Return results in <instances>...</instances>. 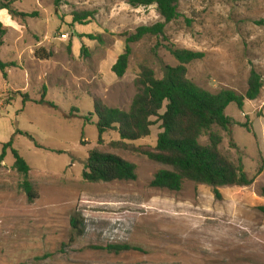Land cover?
Listing matches in <instances>:
<instances>
[{
	"label": "rangeland",
	"instance_id": "rangeland-1",
	"mask_svg": "<svg viewBox=\"0 0 264 264\" xmlns=\"http://www.w3.org/2000/svg\"><path fill=\"white\" fill-rule=\"evenodd\" d=\"M9 1L16 13L0 12L7 29L0 39V59L15 67L5 76L0 73V154L13 138L12 148L31 168L38 199L30 203L20 190L22 177L13 169L8 149L0 163V264H264V215L259 210L264 207V89L243 110L235 104L227 108L233 121L230 134L214 129L223 137L221 152L235 163L241 159L254 179L248 187L220 188V199L211 187L189 181L180 192L150 186L164 167L137 149H155L159 121L154 120L148 138L124 148L114 145L120 140L114 131L98 142L94 115L96 99L110 108L130 109L142 66L163 79L166 68L177 65L167 46L204 54L188 66V78L200 88L245 95L251 70L264 78V0H178L179 17L167 25L164 36L131 45L122 78L112 67L124 53L126 36L163 22L156 5ZM83 12L93 19L74 23L73 15ZM40 49L51 59H37ZM43 87L51 106L36 104ZM200 143L207 145L208 137ZM93 150L136 165V181H84ZM73 219L81 223L80 237ZM119 245L140 251L117 255L106 250Z\"/></svg>",
	"mask_w": 264,
	"mask_h": 264
},
{
	"label": "trees",
	"instance_id": "trees-1",
	"mask_svg": "<svg viewBox=\"0 0 264 264\" xmlns=\"http://www.w3.org/2000/svg\"><path fill=\"white\" fill-rule=\"evenodd\" d=\"M12 3L9 0H0V12L7 11L10 16H14L16 12L12 8ZM129 4L133 8L156 5L163 22L140 27L135 33L126 36L124 53L112 67V73L118 78H122L127 72L132 54L131 45L147 37L164 36L167 25L179 17L178 0H129ZM90 19H93L90 12L73 15V22L79 25H85ZM6 33V27L0 22V39ZM89 37L94 39L93 36ZM2 45L3 42L0 40V48ZM166 49L177 65L167 67L163 79H157L152 69L142 66L136 80L137 93L128 111L110 108L101 100H95L94 115L97 117L98 142L102 143L103 136L109 131H114L120 139L114 145L129 148L127 142L148 138L155 121H159L161 133L158 135L155 149L153 151L137 149L149 160L164 167L151 181L152 188L180 192L184 182L189 181L211 187L215 198L220 199V188L252 185L254 179L245 172L242 160L239 159L235 163L221 152L223 137L214 129L219 128L231 133L233 121L226 115L227 108L235 104L241 111L247 100L259 99L264 89L263 76L255 69L251 70L245 95L237 94L233 90H222L214 94L200 88L188 78V66L203 59V53L174 46H167ZM35 57L39 60H49L52 54L40 49L36 51ZM12 67H15V64L4 63L0 59V73L3 76ZM46 94L47 89L43 87L41 98L36 104H48ZM23 99L24 102H28L29 96L25 95ZM163 110L165 111L162 114ZM243 127L249 133L253 131L247 124ZM22 135L29 137L36 148L42 149L31 136ZM203 136L208 137L207 145L200 143ZM12 146L13 138L3 146L0 163L5 160L10 149L14 158L13 169L22 177L19 188L25 193L28 201L33 203L38 199V192L30 181L31 168ZM262 171L261 168L258 175ZM83 179L89 183L132 182L137 179V167L115 154L93 150L88 154ZM262 194L264 195V189ZM259 210L264 215V207H260ZM71 224L77 233L76 236H82L81 223L73 219ZM74 241L75 238H71V243ZM106 250L117 255L127 251H140L128 245L109 246Z\"/></svg>",
	"mask_w": 264,
	"mask_h": 264
},
{
	"label": "crops",
	"instance_id": "crops-1",
	"mask_svg": "<svg viewBox=\"0 0 264 264\" xmlns=\"http://www.w3.org/2000/svg\"><path fill=\"white\" fill-rule=\"evenodd\" d=\"M260 118H264V110H263V114H262V116Z\"/></svg>",
	"mask_w": 264,
	"mask_h": 264
},
{
	"label": "built area",
	"instance_id": "built-area-1",
	"mask_svg": "<svg viewBox=\"0 0 264 264\" xmlns=\"http://www.w3.org/2000/svg\"><path fill=\"white\" fill-rule=\"evenodd\" d=\"M66 37V36H65Z\"/></svg>",
	"mask_w": 264,
	"mask_h": 264
}]
</instances>
